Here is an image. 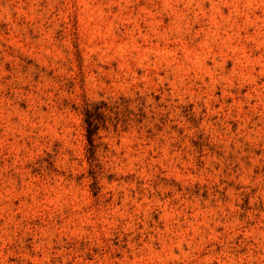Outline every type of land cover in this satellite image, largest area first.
I'll list each match as a JSON object with an SVG mask.
<instances>
[{
	"label": "rangeland",
	"instance_id": "1",
	"mask_svg": "<svg viewBox=\"0 0 264 264\" xmlns=\"http://www.w3.org/2000/svg\"><path fill=\"white\" fill-rule=\"evenodd\" d=\"M0 264H264V0H0Z\"/></svg>",
	"mask_w": 264,
	"mask_h": 264
},
{
	"label": "trees",
	"instance_id": "2",
	"mask_svg": "<svg viewBox=\"0 0 264 264\" xmlns=\"http://www.w3.org/2000/svg\"><path fill=\"white\" fill-rule=\"evenodd\" d=\"M95 112H96V106L85 108V122H86V129H87V138H88L89 143L92 142V135L97 129V121L94 119Z\"/></svg>",
	"mask_w": 264,
	"mask_h": 264
}]
</instances>
